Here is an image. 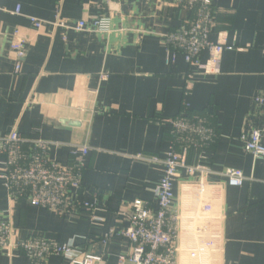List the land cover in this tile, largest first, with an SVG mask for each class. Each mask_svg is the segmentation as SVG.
I'll return each instance as SVG.
<instances>
[{"label":"crops","instance_id":"0c3cea01","mask_svg":"<svg viewBox=\"0 0 264 264\" xmlns=\"http://www.w3.org/2000/svg\"><path fill=\"white\" fill-rule=\"evenodd\" d=\"M212 8L209 41L233 49L223 52L218 74L206 75L168 54L164 36L188 18L171 0H0V137L16 130L48 141L49 157L62 165L70 145L87 147L76 200L94 206L58 217L24 201L10 203L0 185V221L13 225L18 240L73 244L102 264H117L129 254V241L102 239L128 227L133 201L157 209L152 189L162 167L139 158L165 159L168 121L187 107L215 129V142L204 153L191 152L188 163L203 156L214 172L207 182L216 189L201 203L194 179L181 173L174 183L178 264H264V160L245 153L239 140L264 131V113L252 103L264 94V0H212ZM100 17L109 19L107 33L91 30ZM29 18L46 24L36 29ZM57 20L70 27L54 26ZM79 21L84 31L73 29ZM17 40L26 56L16 74L10 45ZM208 58L204 51L199 60ZM227 169L241 171V187L225 185L220 174ZM0 264L30 263L23 254L0 251ZM47 264L67 263L51 256Z\"/></svg>","mask_w":264,"mask_h":264},{"label":"built area","instance_id":"2783aa9c","mask_svg":"<svg viewBox=\"0 0 264 264\" xmlns=\"http://www.w3.org/2000/svg\"><path fill=\"white\" fill-rule=\"evenodd\" d=\"M171 1L182 8L188 18L181 27L164 36L168 54L172 57L181 55L186 64L206 75L218 74L223 52L230 51L233 47L224 41H209L216 27L212 0ZM29 20L36 29H41L46 24L34 18ZM54 26L64 29L70 27L61 20H57ZM108 28L109 19L100 17L92 22L91 30L107 33ZM73 29L84 31L85 23L79 21ZM14 35L17 36V33ZM10 50L15 55L14 72L17 74L21 70V61L26 56L24 42H12ZM204 51L208 52L209 58L202 64L199 57ZM186 86V91H190V80ZM252 103L257 113H264V94L253 97ZM186 108L176 118L168 121L171 147L165 159L139 158L162 167V177L152 189L157 209L153 210L142 200L133 201L129 205L128 227L120 233L111 231L102 239L104 244L115 236L129 241V254L119 257L117 264H178L177 243L181 216L174 207V183L181 173L194 179L201 203L204 198L205 202L210 199L208 192H215L216 185L207 182V177L214 172L204 165L205 158L200 156L195 165L188 163L191 152L204 153L215 142V129L206 117L189 115ZM239 140L245 153L254 160H264V131L252 130L241 135ZM50 147V142L36 137H22L16 130L0 137V185L5 188L9 202L16 204L24 201L58 217H67L78 211H92L93 204L81 205L76 200L89 149L83 145H70L68 163L62 165L49 157ZM220 176L225 179L228 187H241L245 181L241 171L235 169H227ZM203 206L204 213H210V204L204 203ZM203 219L206 225V218ZM15 235L10 222L0 221V251L8 256L23 254L30 264H47L51 256L61 257L67 264H102L101 257L86 254L73 244L58 245L36 237L18 240ZM214 251L217 249L214 248Z\"/></svg>","mask_w":264,"mask_h":264},{"label":"trees","instance_id":"16d2710c","mask_svg":"<svg viewBox=\"0 0 264 264\" xmlns=\"http://www.w3.org/2000/svg\"><path fill=\"white\" fill-rule=\"evenodd\" d=\"M214 12V11H213ZM215 13V12H214ZM215 17H216V14H215Z\"/></svg>","mask_w":264,"mask_h":264}]
</instances>
